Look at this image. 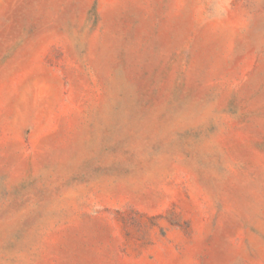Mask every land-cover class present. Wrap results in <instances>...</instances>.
I'll list each match as a JSON object with an SVG mask.
<instances>
[{"label":"rangeland","instance_id":"obj_1","mask_svg":"<svg viewBox=\"0 0 264 264\" xmlns=\"http://www.w3.org/2000/svg\"><path fill=\"white\" fill-rule=\"evenodd\" d=\"M0 264H264V0H0Z\"/></svg>","mask_w":264,"mask_h":264}]
</instances>
